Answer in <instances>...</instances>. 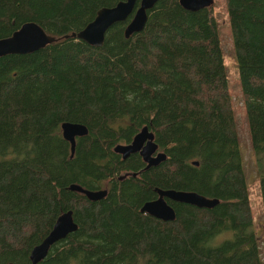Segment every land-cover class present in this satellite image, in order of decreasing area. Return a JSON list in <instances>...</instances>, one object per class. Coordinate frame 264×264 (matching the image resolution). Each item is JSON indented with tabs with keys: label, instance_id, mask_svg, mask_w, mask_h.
Masks as SVG:
<instances>
[{
	"label": "trees",
	"instance_id": "obj_1",
	"mask_svg": "<svg viewBox=\"0 0 264 264\" xmlns=\"http://www.w3.org/2000/svg\"><path fill=\"white\" fill-rule=\"evenodd\" d=\"M83 2L29 1L24 10L20 7L18 19L40 25L46 14L63 27L70 22L69 6ZM226 7L237 72L248 82L245 108L250 137L264 139V40L258 34L264 25V0H228ZM199 11L181 8L178 0L167 3L157 13H149L145 28L130 37L127 49L126 44L123 48L105 44L103 50L87 44L89 61L84 64L78 53L63 60L61 53H55L54 43L27 57V67L14 72L9 73L11 63L20 56L0 57L1 241L29 251L40 219L44 237L55 218L72 209L78 229L50 247L45 257L49 264H60L70 253L86 263L95 257L93 264H119L124 258L129 262L123 264H262L230 121L231 103L220 70L219 36L213 17H202ZM90 52L97 58L92 59ZM23 74L28 82L13 93ZM43 76L44 87L37 80ZM127 92L134 94V108ZM121 106L141 114L134 134L148 124L168 155L164 162L142 170L144 163L137 153L121 159L110 151L120 143L118 133L126 127L109 117ZM75 114V122L99 118L101 128L93 140L87 135L78 138L70 157L60 124L72 121ZM115 129L118 142L112 136L101 139L107 130ZM64 141L69 150L61 156L58 145ZM40 145L47 147L42 159L36 150ZM193 151L202 156L199 167L213 174L204 192H197L218 198V204L208 209L170 201L176 213L173 221L141 213V205L156 197V188L181 189L190 170L187 156ZM253 151L264 160V140L254 143ZM52 160L72 183L88 189L106 183L107 195L89 201L66 188L58 199L61 210L53 214L58 202L50 193L49 177L58 168L50 171ZM257 166L264 204V162ZM201 170L195 174L197 179ZM128 171L141 172L118 180Z\"/></svg>",
	"mask_w": 264,
	"mask_h": 264
},
{
	"label": "rangeland",
	"instance_id": "obj_2",
	"mask_svg": "<svg viewBox=\"0 0 264 264\" xmlns=\"http://www.w3.org/2000/svg\"><path fill=\"white\" fill-rule=\"evenodd\" d=\"M30 2H33V0H0V38L8 36L15 27H18L21 23L25 22V20L18 19V14L21 9L24 10L26 5ZM48 1V0H47ZM119 0H101L99 1V4H97L98 0H84L82 4H72L69 6L70 10V22L63 27H60L56 25L53 21V19L50 17V15L44 14L45 17L43 18V22L41 23V27L46 32V34L52 36L54 38V47H55V53L57 55L61 53L63 55V60H67L70 58H73L76 53H78L77 57L78 60L84 64L85 61H89L87 53V43L82 40L81 38H78L77 36L72 37L71 35L74 33H78L85 25L88 23L96 14L97 10L104 6H111L115 4ZM176 0H161L156 3L153 11H151V14L157 13L158 11L164 9L167 3H171ZM230 1V0H229ZM232 1V0H231ZM21 3V6L17 7V4ZM45 3V0H43V4ZM228 3V0H214L213 4L208 6L207 8H202V11H199L200 16L202 17H208L211 15L215 21L218 36H219V42L222 50V67H221V73L225 82V86L228 90L229 100L231 103V115H230V121L233 126V131L235 133V136L238 141V148L240 151L241 156V173L243 180L247 187V192L249 196V202H250V208H251V214L253 218V228L255 229L257 235L259 236V247H260V256L262 260V264H264V204L262 202L261 198V191L259 186V179H258V170L257 165L264 162L263 159L260 157H257V155L253 151V144L258 143L259 141H263L264 139H260L257 136L254 138V140H251L250 133H249V120H248V114L246 112L245 108V99H246V90L248 82L246 78L239 77V74L237 72V66H236V59H235V43H234V37L233 33L231 31V28L229 26V17L227 13V7L226 4ZM13 14V15H12ZM9 24H6L4 21L9 20ZM4 20V21H2ZM35 22V21H34ZM125 24H115L113 27H111L107 33L105 34L104 43L99 47L101 50L104 49L105 44L106 46L109 45L113 46L114 48H123L122 45H125V49H127V45L130 43V37L124 36V29ZM185 29V26H183ZM175 30V29H173ZM188 30V29H187ZM177 31V30H175ZM8 32V33H7ZM259 36L264 40V25L260 28L258 31ZM89 45V44H88ZM91 46V45H89ZM95 47V46H91ZM42 50L39 49L38 52L34 51L32 53L28 54H14L18 55L20 57L15 56L13 58L12 65L10 66L9 73L14 72L16 70H20L21 68L25 67L24 65L27 57H30L33 53L39 54V51ZM124 50V49H123ZM89 55L94 59L96 57L95 53L90 52ZM41 58V57H40ZM39 58V60H40ZM97 58V57H96ZM124 62V60H123ZM27 67V66H26ZM102 69V68H101ZM85 75V73H82ZM88 76V72L86 73ZM104 75V74H102ZM41 77V75H40ZM45 79L43 76L42 78H37V80L40 82L41 86L44 87V84H42V80ZM28 78L25 74L20 75L19 79L16 83L15 88L12 90L13 93H15V89H18L21 87V85H25L28 82ZM46 82V80H45ZM23 88L20 89V92ZM19 92V93H20ZM107 95V93H105ZM12 97L14 95H11ZM128 101L131 103V108H134L136 103H134L135 97L132 92H127ZM252 100V99H249ZM101 102H105L104 98L101 99ZM147 106L146 102H143V107L145 108ZM116 112L112 114L109 117H112L115 119L116 125L118 123H122L124 126H126L124 129H121L118 133V129H115L113 131L107 130L104 134L105 136H102L101 139H106L104 137H113V141L118 142L117 139V133L118 136H120V143H125V141L129 140V138L134 134V128L138 127L141 120V114H138L133 109H127L124 106H121L119 109L115 110ZM75 117L72 118V121H76L77 114L74 115ZM88 127V135L93 140L97 137V134L100 132L101 128V122L99 118H96L95 120H90V118H85L83 121H81ZM107 124V123H105ZM145 125V124H144ZM96 136V137H95ZM127 143V142H126ZM159 145V148L157 147V150L153 153L155 155L157 152L162 151L164 149V146L162 145L161 141L156 142ZM116 145V144H115ZM114 145V146H115ZM59 154L63 156L66 151L69 150L68 145L64 141L63 144H59ZM37 155L43 158V150L47 147L44 145H40L37 147ZM110 151L114 152L113 148L110 147ZM116 153V152H114ZM119 154V153H116ZM121 155V154H119ZM256 155V156H255ZM60 156V157H61ZM129 157V156H128ZM202 156H198L194 151L190 152L187 156V162L189 161V172L188 174L183 178L180 188L184 191H200L204 192V189L211 181L210 178L213 176L212 172L207 168H200L197 169L196 165L191 164V161H196L201 158ZM256 157V158H255ZM189 159V160H188ZM186 162V163H187ZM60 164L56 163L52 160L49 169L50 171L53 168H58L56 171H51L50 177H49V190L50 193L56 197V200L58 202L56 206V210H54L53 214H58V209L61 210V204L59 205V198H60V191L66 189L70 183H72V180L69 179V177L65 176L60 168ZM202 169V170H201ZM204 171L200 178L197 179L195 177L197 171ZM124 172V171H123ZM121 174H124V173ZM129 172H138L136 176H138L141 171H128ZM128 177V176H126ZM125 178V177H124ZM107 184L104 183L101 188L99 189H106L108 192V188L106 187ZM52 187V188H51ZM49 212V210H46V214ZM7 216H4L2 213V219L5 220ZM76 221L77 217H75ZM4 221H2L3 223ZM42 220L40 219V222L38 221L36 225V229L33 232V235L31 237V247L35 246L37 243H39L43 236L42 233H40V228ZM79 239V236H77ZM221 238V237H219ZM59 248H62L60 246ZM58 248V249H59ZM32 249V248H31ZM30 250H17L15 246H12V244L7 243L3 238L2 241L0 240V264L2 263H9L12 262L13 264H31L30 258H29ZM95 257H92L89 262L80 261V259L76 256L70 253L69 255H65V257L62 259L60 264H93L91 263V260H93ZM129 262L126 258L120 259L119 264H123L124 262ZM125 262V263H126ZM38 264H49L48 258H44L41 260Z\"/></svg>",
	"mask_w": 264,
	"mask_h": 264
},
{
	"label": "water",
	"instance_id": "obj_3",
	"mask_svg": "<svg viewBox=\"0 0 264 264\" xmlns=\"http://www.w3.org/2000/svg\"><path fill=\"white\" fill-rule=\"evenodd\" d=\"M161 0H119L111 6H104L97 10L95 16L76 34L87 44L100 47L104 43L105 33L115 24L124 23L132 14L136 5L139 6L126 23L124 36L131 37L141 32L146 25L150 10ZM185 10L198 11L213 4L214 0H178ZM54 42V38L43 30L34 21H25L14 29L8 36L0 38V57L14 54H28L44 48L47 44ZM62 138L69 143L70 157L73 156L76 147V138L88 135V127L81 122L63 121L60 124ZM114 152L121 154L122 159L131 154L138 153L146 170L152 166H158L167 159L164 151L157 150L154 134L148 125H143L127 143H117L113 147ZM192 164L197 165L198 161ZM140 173V172H139ZM138 172L124 173L118 176L122 180L126 176L135 177ZM69 191L83 194L89 201L103 199L106 189H88L78 183H71L67 187ZM157 197L145 201L139 211L161 221H173L176 218L174 207L169 201L186 203L198 208H212L218 204V198H210L196 191H184L181 189L156 188ZM264 224V221H263ZM78 229V224L73 217V210L68 209L61 212L56 218L48 233L43 239L32 247L29 253L31 264H37L45 258L50 247L66 238L70 233ZM6 264H13L12 262Z\"/></svg>",
	"mask_w": 264,
	"mask_h": 264
},
{
	"label": "flooded vegetation",
	"instance_id": "obj_4",
	"mask_svg": "<svg viewBox=\"0 0 264 264\" xmlns=\"http://www.w3.org/2000/svg\"><path fill=\"white\" fill-rule=\"evenodd\" d=\"M178 4H179V1H178ZM179 5H180V4H179ZM137 6H139V3H138ZM180 7L182 8L181 5H180ZM153 9H154V7L150 10V12H151ZM183 9H184V8H183ZM150 12H149V13H150ZM147 125H148V124H147ZM148 126H149V125H148ZM149 129H150V126H149ZM150 130L152 131V129H150ZM152 132H153V131H152ZM153 134H154V132H153ZM79 138H81V137H79ZM132 138H133V137H131V139H132ZM131 139H130V140H131ZM76 140H78V138H76ZM154 141H155V134H154ZM155 142H156V141H155ZM125 143H126V142H125ZM156 144H157V147L159 148L158 143H156ZM162 151L165 152V148H164ZM165 153H166V152H165ZM137 154H138V153H137ZM166 154H167V153H166ZM73 155H74V154H73ZM138 155H139V154H138ZM167 156H168V155H167ZM72 157H73V156H72ZM139 157L141 158L140 155H139ZM121 159H122V158H121ZM141 160H142V158H141ZM196 161H198V160H196ZM142 162H143V160H142ZM192 162H193V161H191V164H192ZM143 163H144V162H143ZM193 165H194V164H193ZM197 165H200V161H198V164H197ZM197 165H196V166H197ZM144 166H145V163H144ZM93 190H96V189H93ZM82 195H83V194H82ZM106 195H107V194H106ZM205 196H206V195H205ZM156 197H157V193H156ZM156 197H155V198H156ZM207 197H208V196H207ZM85 198H86V197H85ZM155 198H153V199H155ZM150 200H152V199H150ZM169 202H170V201H169ZM73 217H74V215H73ZM76 223H77V222H76ZM50 229H51V228H50ZM70 234H71V233H70ZM55 244H56V243H55ZM52 246H53V245H52ZM48 252H49V251H48ZM47 254H48V253H47ZM46 256H47V255H46ZM46 256H45V257H46ZM43 259H44V258H43ZM43 259H42V260H43ZM40 261H41V260H40ZM40 261H39V262H40ZM39 262H38V263H39ZM38 263H37V264H38ZM2 264H6V263H2Z\"/></svg>",
	"mask_w": 264,
	"mask_h": 264
},
{
	"label": "bare ground",
	"instance_id": "obj_5",
	"mask_svg": "<svg viewBox=\"0 0 264 264\" xmlns=\"http://www.w3.org/2000/svg\"><path fill=\"white\" fill-rule=\"evenodd\" d=\"M137 7H138V6L136 5L131 15L134 14V12H135V10L137 9Z\"/></svg>",
	"mask_w": 264,
	"mask_h": 264
}]
</instances>
